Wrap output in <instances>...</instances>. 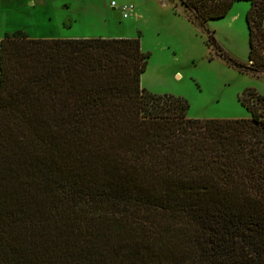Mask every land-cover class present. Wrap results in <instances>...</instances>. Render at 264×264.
<instances>
[{"label": "trees", "instance_id": "trees-1", "mask_svg": "<svg viewBox=\"0 0 264 264\" xmlns=\"http://www.w3.org/2000/svg\"><path fill=\"white\" fill-rule=\"evenodd\" d=\"M179 1L201 27L249 2L233 65L264 74V0ZM148 60L138 38L4 35L0 264H264V98L189 119L141 87Z\"/></svg>", "mask_w": 264, "mask_h": 264}, {"label": "rangeland", "instance_id": "rangeland-1", "mask_svg": "<svg viewBox=\"0 0 264 264\" xmlns=\"http://www.w3.org/2000/svg\"><path fill=\"white\" fill-rule=\"evenodd\" d=\"M123 6L133 7L126 19ZM249 6L235 2L224 18L201 27L179 0H0V41L17 31L34 39L138 38L149 54L141 75L147 91L184 99L189 119H248L241 95L250 90L264 98V74L233 65L248 63ZM208 33L226 58L208 46Z\"/></svg>", "mask_w": 264, "mask_h": 264}, {"label": "built area", "instance_id": "built-area-1", "mask_svg": "<svg viewBox=\"0 0 264 264\" xmlns=\"http://www.w3.org/2000/svg\"><path fill=\"white\" fill-rule=\"evenodd\" d=\"M111 5L113 6L114 3H111ZM132 6H123L120 8V12L122 13V17L124 19L128 18L131 14H132Z\"/></svg>", "mask_w": 264, "mask_h": 264}, {"label": "crops", "instance_id": "crops-1", "mask_svg": "<svg viewBox=\"0 0 264 264\" xmlns=\"http://www.w3.org/2000/svg\"><path fill=\"white\" fill-rule=\"evenodd\" d=\"M42 38H46V39H50V38H54V37H52V36H50V35H47V37H42ZM83 38H86V37H79V38H77V37H68V36H65V38H55V39H83ZM143 85H142V82H141V87H142ZM142 88H144V87H142Z\"/></svg>", "mask_w": 264, "mask_h": 264}]
</instances>
